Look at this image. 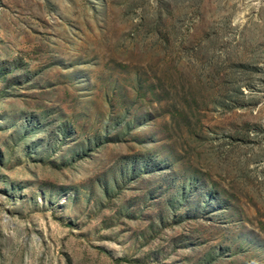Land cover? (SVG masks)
Masks as SVG:
<instances>
[{
	"label": "rangeland",
	"instance_id": "obj_1",
	"mask_svg": "<svg viewBox=\"0 0 264 264\" xmlns=\"http://www.w3.org/2000/svg\"><path fill=\"white\" fill-rule=\"evenodd\" d=\"M0 264H264V0H0Z\"/></svg>",
	"mask_w": 264,
	"mask_h": 264
}]
</instances>
